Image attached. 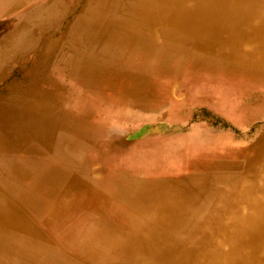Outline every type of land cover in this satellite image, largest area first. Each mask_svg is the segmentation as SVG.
I'll list each match as a JSON object with an SVG mask.
<instances>
[{
	"label": "bare ground",
	"instance_id": "bare-ground-1",
	"mask_svg": "<svg viewBox=\"0 0 264 264\" xmlns=\"http://www.w3.org/2000/svg\"><path fill=\"white\" fill-rule=\"evenodd\" d=\"M79 1L61 6L62 15L42 4L49 34L25 26L23 47L0 54V84L13 54L37 64L0 93V264H264V134L225 173L203 164L194 176L142 177L124 166L110 176L114 167H94L115 111H158L169 96L165 82L175 94L239 80L264 88V0H87L65 21ZM64 46L89 63L96 82L78 85L90 94L61 82L56 92L40 88L44 63ZM72 103L84 111L64 109ZM96 104L106 117L91 111ZM41 154L66 169L40 165ZM101 182L107 189L95 186ZM201 199L218 203L208 216H197Z\"/></svg>",
	"mask_w": 264,
	"mask_h": 264
},
{
	"label": "rangeland",
	"instance_id": "rangeland-1",
	"mask_svg": "<svg viewBox=\"0 0 264 264\" xmlns=\"http://www.w3.org/2000/svg\"><path fill=\"white\" fill-rule=\"evenodd\" d=\"M71 1L0 0V54L8 52L7 55H10L11 45L14 48L23 47L21 39L28 33L25 26L31 29L30 32H35L34 36H40V30L49 34L50 31L46 28L42 29L40 15L43 12L42 4L48 5L46 12L62 15L58 9ZM86 1H79L77 12L74 14L65 13V21L77 17ZM63 32L66 33L67 30L64 29ZM34 36H31L33 40ZM45 45V39H40L34 48L41 54ZM26 50H30V47ZM63 50L44 63V70L40 75V88L45 89L47 93L56 92L53 84L61 82L74 87L80 97L85 93L90 94L78 85L82 84L78 82L80 80H93L92 84H95L97 78L93 79L92 74H88V70L85 69L89 63L86 59H72L66 46ZM14 56L13 54L12 61H16L14 68L10 76L0 84V93L7 92V85L11 80L21 78L37 65L36 59L21 61ZM165 83L162 85L167 89L169 96L158 111L154 113L115 111L117 119L111 127H107L106 124V133L99 138V150L102 154L100 162L103 161L94 166L97 171L104 172L114 167L109 171L110 176L126 168L129 172L136 171L135 174L142 177L164 175L181 178L205 172L203 164L216 169L219 173L228 172L225 165H240L243 156L251 154V148L264 134L263 84H255L252 80H239L232 82L231 86L227 84L220 88L211 83L199 84V89L194 92L182 87V91L175 94L171 92V86L169 88ZM182 96L187 98L186 103L173 105L172 99L176 97L180 99ZM70 106L77 112L84 111L81 103H72ZM70 106L65 104L64 109ZM90 108L100 116H103L106 110L104 106L100 107L97 104ZM121 121H125L124 127H116ZM94 132L92 130V133ZM140 143L145 146H138ZM146 147L155 153L149 155L141 152ZM217 188L225 187L218 185ZM195 203L203 212L197 216H208L212 206L218 204L207 199ZM114 205L118 206L116 210L120 213L125 211L123 204Z\"/></svg>",
	"mask_w": 264,
	"mask_h": 264
},
{
	"label": "crops",
	"instance_id": "crops-1",
	"mask_svg": "<svg viewBox=\"0 0 264 264\" xmlns=\"http://www.w3.org/2000/svg\"><path fill=\"white\" fill-rule=\"evenodd\" d=\"M105 110V109H104ZM67 111H70V112H77V110L74 108V107H72V106H70L68 109H67ZM107 112L108 111H106L105 110V113H104V115L103 116H107ZM95 114V113H94ZM96 115V114H95ZM97 116H100V114H98ZM139 123V122H138ZM137 123V124H138ZM134 126V125H133ZM124 133V132H123ZM120 136V135H119ZM146 154V153H145ZM150 154H153V153H151L150 152ZM44 156V157H43ZM140 156V155H139ZM46 157V154H41L40 155V158L38 159H36V158H33V159H36V160H40V165H41V163L42 162H49V165H48V167H57L59 170H65L66 169V166L64 165V164H61L60 162H56V161H44V158ZM47 167V168H48ZM73 169V170H72ZM69 170H72L73 172L72 173H74V174H77L78 175V173H76L77 172V165L74 163V164H70V166H69ZM63 172V171H62ZM81 175V174H80ZM38 182V180H34V179H31V180H28V181H26V183L28 184V183H33V182ZM74 183H76V180H72ZM69 183V181H66L65 182V184L67 185ZM95 186L96 187H100L101 189H107V183L106 184H104V183H96L95 184ZM73 193V192H72ZM69 199H71V196L70 195H68L66 198H64V199H62V201H65V200H69ZM76 199V198H75Z\"/></svg>",
	"mask_w": 264,
	"mask_h": 264
}]
</instances>
